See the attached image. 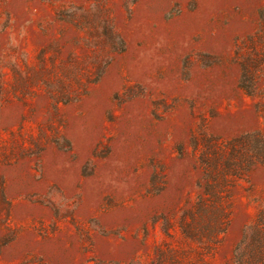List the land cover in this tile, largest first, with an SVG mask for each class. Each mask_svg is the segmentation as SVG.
Instances as JSON below:
<instances>
[{
	"label": "rangeland",
	"instance_id": "rangeland-1",
	"mask_svg": "<svg viewBox=\"0 0 264 264\" xmlns=\"http://www.w3.org/2000/svg\"><path fill=\"white\" fill-rule=\"evenodd\" d=\"M0 264H264V0H0Z\"/></svg>",
	"mask_w": 264,
	"mask_h": 264
}]
</instances>
